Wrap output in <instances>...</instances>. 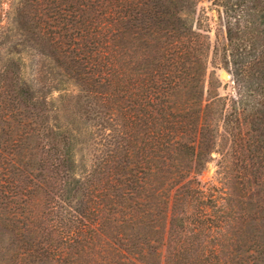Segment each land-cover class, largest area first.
Wrapping results in <instances>:
<instances>
[{
	"label": "trees",
	"instance_id": "trees-1",
	"mask_svg": "<svg viewBox=\"0 0 264 264\" xmlns=\"http://www.w3.org/2000/svg\"><path fill=\"white\" fill-rule=\"evenodd\" d=\"M200 1L18 0L38 179L0 192V264H264V0Z\"/></svg>",
	"mask_w": 264,
	"mask_h": 264
},
{
	"label": "rangeland",
	"instance_id": "rangeland-1",
	"mask_svg": "<svg viewBox=\"0 0 264 264\" xmlns=\"http://www.w3.org/2000/svg\"><path fill=\"white\" fill-rule=\"evenodd\" d=\"M18 0H0V192L8 194L15 191L19 197L24 198L27 195V180L37 181V167L34 163H26V155L22 156V150L25 143L23 125L25 120V110L21 105H16L8 97L10 88L5 83L16 71L17 66L22 79L34 78L37 68L41 63L42 55L28 42H19L22 35L16 27L15 11ZM208 1L202 0L198 6L203 5L205 9ZM208 13L215 14L214 9H206ZM212 27L214 24L212 23ZM213 29L209 31L213 39ZM5 69V71H4ZM215 73L221 81L218 91L220 93L230 92L232 90V81L230 74L223 67H215ZM5 76L4 78H2ZM71 85L67 86L70 87ZM59 91L53 90L52 97L59 103ZM61 118L64 121L72 119L68 105L60 106ZM87 127L83 126L80 133L81 152L85 154L88 144ZM215 165L213 161L206 163L205 167L198 175L202 181H215ZM7 201V198H3ZM9 204H0L1 214H5ZM10 214V213H9ZM6 236V235H5ZM3 239L8 241L7 236Z\"/></svg>",
	"mask_w": 264,
	"mask_h": 264
}]
</instances>
